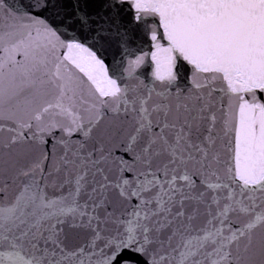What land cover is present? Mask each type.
<instances>
[{
	"label": "snow or ice",
	"instance_id": "obj_1",
	"mask_svg": "<svg viewBox=\"0 0 264 264\" xmlns=\"http://www.w3.org/2000/svg\"><path fill=\"white\" fill-rule=\"evenodd\" d=\"M0 264H264V0H0Z\"/></svg>",
	"mask_w": 264,
	"mask_h": 264
}]
</instances>
